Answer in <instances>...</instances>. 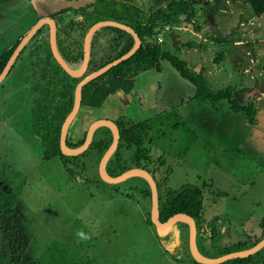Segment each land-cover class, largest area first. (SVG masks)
<instances>
[{"label":"rangeland","instance_id":"374dc122","mask_svg":"<svg viewBox=\"0 0 264 264\" xmlns=\"http://www.w3.org/2000/svg\"><path fill=\"white\" fill-rule=\"evenodd\" d=\"M135 1L154 11L170 0ZM202 1L201 35L192 25L174 27L183 41L180 57L197 73L203 72L216 91L232 89L239 103L257 104L256 125L243 112H234L227 101L197 100L195 86L168 61L162 62L161 72L139 76L132 94L115 95L102 109H83L79 117L83 129L101 120L143 125L153 159L148 170L152 174L157 170L161 190H204V233H199L197 247L204 257L215 260L264 240V16L253 17L251 8L239 0ZM95 2L0 0V56L42 16ZM74 16L82 19L71 12L59 16L61 27ZM106 34L101 29L94 45V50L100 47L101 56L108 52ZM210 35L243 42L221 46L206 42ZM169 41L170 34L162 43L171 45ZM226 49L228 54L217 64L219 53ZM28 55L17 66H29ZM27 72L22 85H27V78L35 79ZM14 74L23 75L18 69ZM30 86L16 95L9 93L10 97L0 94V195H18L17 202H7L11 208L6 206L4 212L9 215L0 222V229H15L14 239L7 237L10 242L0 240V264H15L13 248L20 244L27 252L20 264H196L188 227L175 224L160 231L150 224V201L136 192L146 185L144 181L131 178L108 184L92 156L81 158L84 173L75 177L59 159L42 158L29 119L33 111L29 94L34 88ZM123 156L129 158L131 152L124 150ZM19 228L27 233L18 234ZM251 264H264V248Z\"/></svg>","mask_w":264,"mask_h":264},{"label":"trees","instance_id":"16d2710c","mask_svg":"<svg viewBox=\"0 0 264 264\" xmlns=\"http://www.w3.org/2000/svg\"><path fill=\"white\" fill-rule=\"evenodd\" d=\"M239 2L251 8L253 17L261 18L264 16V0H239ZM202 3H204L202 0H170L158 10L147 11L142 6L137 5L135 0H96L95 3L85 8L75 9L70 7L69 9H62L60 12L51 15V18L56 20L58 27L59 51L68 64L75 70L81 68L83 65L85 57L84 45L87 34L99 22L116 21L125 24L131 27L142 41L140 50L132 58L114 67L84 87L82 106L79 114H81L83 109L87 112L102 109L113 96L120 93L125 95L132 94L136 88L139 76L149 71L161 72L162 62L168 61L179 72L182 78L195 86L197 100L211 101L214 103L227 101L234 112H243L247 116L250 124L256 125L258 113L257 104L254 102L248 104L239 103L234 97V91L232 89L216 91L210 85L209 79L203 72L197 73L188 61L180 57V48L175 49L172 45L162 43L166 39V36L172 32L166 31L167 27L173 28L192 25L195 32H202L203 27L198 24L199 7ZM70 12L76 16L81 15L82 19L78 21L74 16L69 24L62 28L58 17ZM103 30L107 32L108 52L103 51L104 53L101 54L104 55L101 56L99 55L100 47L99 50H94V45L97 42L96 37L100 32L99 30L93 39L91 61L88 71L82 78H73L70 76L54 57L49 37H44L46 31L50 34L48 25L43 27L33 38L10 72L11 74L17 64L23 61L28 53L30 67L33 70L31 76L35 78L32 81L34 88L32 94H30L33 97L31 100L33 102V111L30 115L32 132L38 138V144L42 150V158L45 161L59 159L71 177L84 173V163L82 165L79 164H81V158L83 159L86 155L92 156L95 159L93 165H95V162L101 164L103 157L114 142L113 131L108 127H102L95 132L93 143L84 154L80 156H65L62 153V129L66 119L74 109L77 86L88 75L127 55L136 45L134 37L122 29L106 27ZM40 37L43 39H40ZM210 38L212 41L219 43V45L221 44V46L235 42L229 41L227 37L221 38L210 35ZM101 40L100 38L99 42ZM20 43L21 41L0 56V76ZM33 43L36 45L31 48ZM227 54V49L222 50L219 53V58L215 62L222 64ZM79 114L68 134L67 146L71 149L80 148L85 144L91 127V124L87 129L81 127ZM77 121L78 123L76 124ZM114 123L119 127L121 141L117 152L107 165L108 175L116 178L132 169L148 171L155 179L158 188L160 222L166 223L176 215L186 214L195 220L198 235L199 233H204V190L199 187H184L177 191H162L156 180L155 174L158 173L157 170L153 171L154 174L148 170L147 164L152 163L153 159L150 156V150L146 147L147 138L145 136L147 132L144 131L143 125L140 123L125 122L122 119L114 121ZM124 150L131 152L129 158L123 156ZM80 177L82 178L83 176ZM134 178L141 179L146 185L137 189V191L135 189L132 190L143 196L145 200H149L152 208L151 186L141 177ZM16 197H11L8 194L0 195V222H3L5 217L9 215V211L4 212L6 206L9 210L11 208L7 205V202H17L18 199ZM150 224L154 225L152 221H150ZM176 226L189 228V225L184 222L177 223ZM14 230L0 229V240L4 239L6 243L10 242L7 237L14 239ZM16 230L22 236L27 233V229L19 228ZM259 242H256L254 246ZM20 245L13 248L14 252L12 257L14 258L15 264H20L23 261L24 258H21L23 252L27 256L26 249ZM254 256L246 259L233 260L224 264H231L232 262L236 264H251ZM196 264L199 263L196 262Z\"/></svg>","mask_w":264,"mask_h":264},{"label":"water","instance_id":"95a60500","mask_svg":"<svg viewBox=\"0 0 264 264\" xmlns=\"http://www.w3.org/2000/svg\"><path fill=\"white\" fill-rule=\"evenodd\" d=\"M46 25L50 26V42H51V48H52L54 57L57 59L59 64L62 66V68L73 78H82L87 73L89 65H90V61H91L93 39H94L95 34L99 30L106 28V27H114V28L122 29L130 33L136 41V45L131 52H129L127 55L123 56L122 58L118 59L117 61H114L113 63L107 65L106 67L88 75L77 86L74 109L72 113L68 116V118L66 119L63 125V129H62V135H61L62 153L65 156H80L84 154L91 147L95 132L102 127H108L113 131L114 142L111 148L108 150V152L103 157L101 164H100L99 172H100V176L102 177L103 181L111 185H117V184L123 183L127 181L128 179H131L134 177H141L145 179L149 183L152 189L153 207H152V219L151 220L153 224L160 231H168L171 228H173V226L177 224L178 222L187 223L189 225V229L191 233V250H192L194 259L197 263L199 264H224L232 260L250 258L251 256L262 251V249L264 248V240L260 241L256 246H254L253 248L247 251L230 254V255L224 256L223 258L213 260V259L204 257L198 250V247H197L198 230H197L196 222L193 218H191L190 216L186 214H179L171 218L168 222L161 223L159 219L160 206H159L158 188H157L155 179L148 171L143 170V169H132L126 172L125 174L121 175L120 177H116V178L110 177L107 173V165L109 161L111 160V158L113 157V155L117 152V149L119 148L120 141H121V134H120L119 127L113 121L101 120V121L94 123L89 129L87 140L82 147L77 148V149H71L67 146L69 130L73 122L77 118L80 112L81 106H82V99H83L82 94H83L84 87L88 83L92 82L93 80L106 74L114 67L129 60L140 50L142 46V41L139 35L131 27L125 24L116 22V21H103V22H99L96 25H94L89 30L86 36V39H85V45H84L85 57H84L83 65L81 66V68L75 70L68 64V62L64 59V57L59 51L58 27H57L56 20L53 18L43 19L30 31L29 34L26 35V37H24L20 45L15 50L4 72L0 76V85L7 79L14 64L16 63V61L18 60L22 52L25 50V48L30 44V42L39 33V31ZM171 38L173 42V47L177 49L178 43L180 42L178 39V35L173 33L171 35Z\"/></svg>","mask_w":264,"mask_h":264},{"label":"crops","instance_id":"0c3cea01","mask_svg":"<svg viewBox=\"0 0 264 264\" xmlns=\"http://www.w3.org/2000/svg\"><path fill=\"white\" fill-rule=\"evenodd\" d=\"M228 3H230L229 2V0H227V4ZM229 6V5H228ZM46 18H51V16H50V14L49 15H45V16H42L40 19H39V21H41V20H43V19H46ZM34 26V25H33ZM32 28H34V27H31L27 32H26V34L23 36V37H21L20 39H19V41H22L23 40V38L24 37H26V35L30 32V30H32ZM47 32V31H46ZM46 32L44 33V37L46 36ZM202 32H203V30H202ZM202 32H199V34L198 35H201L202 34ZM173 33H175L176 35H178L175 31H172L171 33H169L170 34V37H171V35L173 34ZM201 33V34H200ZM195 35V34H194ZM40 39H43V38H41L40 37ZM178 39H179V43H178V47L180 48V44H182L183 43V41L181 40V36L180 35H178ZM232 40V39H231ZM102 41V40H101ZM205 41L206 42H208V43H210V41H211V38H210V40H208V39H205ZM230 41V40H229ZM232 41H235V42H233L234 43V45H240L243 41L240 39V38H236L235 40L233 39ZM169 43L173 46V42H172V38H171V41H169ZM16 44H12L11 46H9L8 48H7V50L6 51H8V50H10V49H12L14 46H15ZM191 65H192V63H190ZM27 68H29V71L27 72L25 69H27ZM19 70V72L20 73H22L23 75L21 76V74H20V76H18V75H16L15 76V74H14V72L16 71V70ZM32 67H30V65L28 66L27 64H26V66L24 65L23 67H19V65L18 66H16V68L13 70V72L10 74V76L9 77H7V79L3 82V83H6L5 85H6V87L7 86H10L11 87V90L9 91V90H7L8 88H4V89H2L1 90V88L3 87V86H5L3 83H2V87H0V94L2 93V94H7L8 96H9V93H14L13 95H16V93L19 91V89H21L22 87L24 88V87H26V86H30L31 84L30 83H32L30 80H29V78H27L28 79V82H27V85L26 84H24L23 83V85H22V82H23V78L25 77V75L24 74H26V72L27 73H29V74H31L32 73ZM32 75V74H31ZM30 75V78L32 77ZM21 82V85L22 86H19V85H17V83L16 82ZM30 82V83H29ZM29 83V84H28ZM31 87V86H30ZM30 95V94H29ZM10 97V96H9ZM14 98V97H13ZM29 119H30V117H29ZM28 126V125H27Z\"/></svg>","mask_w":264,"mask_h":264},{"label":"built area","instance_id":"2783aa9c","mask_svg":"<svg viewBox=\"0 0 264 264\" xmlns=\"http://www.w3.org/2000/svg\"><path fill=\"white\" fill-rule=\"evenodd\" d=\"M173 30H174V27H173V28H172V27H167V28H166V31H170V32H171V31H173ZM161 37H162V36H161Z\"/></svg>","mask_w":264,"mask_h":264},{"label":"flooded vegetation","instance_id":"af4514ba","mask_svg":"<svg viewBox=\"0 0 264 264\" xmlns=\"http://www.w3.org/2000/svg\"><path fill=\"white\" fill-rule=\"evenodd\" d=\"M49 32H50V26H49ZM47 36L49 37V40H50V34H48V32H46V38Z\"/></svg>","mask_w":264,"mask_h":264}]
</instances>
